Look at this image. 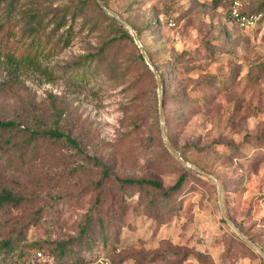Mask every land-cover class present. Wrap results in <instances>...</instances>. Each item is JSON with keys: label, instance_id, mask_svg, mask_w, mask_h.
<instances>
[{"label": "rangeland", "instance_id": "rangeland-1", "mask_svg": "<svg viewBox=\"0 0 264 264\" xmlns=\"http://www.w3.org/2000/svg\"><path fill=\"white\" fill-rule=\"evenodd\" d=\"M82 1H23L47 18L75 12L69 44L40 56L39 69L8 64L0 43V119L17 122L0 127V189L21 196L0 205V244H14L18 264L40 244L67 264L100 255L120 264H263L221 207L264 251V16L240 28L228 18L231 0H106L138 30L169 95L179 94L164 106L177 151L218 187L170 153L137 45ZM241 1L264 11V0ZM79 60L89 63L82 76L72 72ZM53 127L79 147L31 134ZM124 176L162 186L123 184Z\"/></svg>", "mask_w": 264, "mask_h": 264}, {"label": "trees", "instance_id": "trees-1", "mask_svg": "<svg viewBox=\"0 0 264 264\" xmlns=\"http://www.w3.org/2000/svg\"><path fill=\"white\" fill-rule=\"evenodd\" d=\"M23 1L24 0H0V43H2V46L6 49L5 55H6L8 64L16 65L15 67H18L20 64L25 63L29 66L35 67V69H39L40 68V66H38L39 60H37V59L40 56L45 57L49 53H52V50L55 49V47H57V44L59 42H61L60 46H65V45L69 44V41L72 38V22H73L74 17H75L74 16L75 12H71L69 14L66 12H61V13L60 12H55V13L52 12L50 14V16L47 18L48 14L45 11L39 13L36 11H29L28 7L24 8L23 7V5H24ZM89 1L94 3L98 7L100 12H103L104 14H110L108 11H106L105 9H103L100 6V4L98 3L97 0H89ZM85 2H86V0H83L82 2H80L79 7L80 8L83 7ZM103 2L105 3V5L107 7H109L106 0H103ZM249 10L250 11H262V12H264L261 9H249ZM110 15L112 17V21L114 23V26L116 27V30L119 32V35L121 37L130 38L132 41H134L133 36H132L131 32L129 31V29L126 26H124L119 20H117L112 14H110ZM228 18L230 19V21L232 23H234L236 26H238L234 22V20L230 17L229 11H228ZM68 21H69V23L67 24ZM49 24H51L52 26L49 29H47ZM65 25H68V26L59 32V29ZM130 25L133 28V30L135 31V34L137 35V37L139 38V32L136 29V27H134L132 24H130ZM238 27H240V26H238ZM55 35H57V38L55 40H53ZM11 37H16L12 40V42L16 41V43H17L14 45V49L9 48L11 46L9 44V40ZM143 48H144V46H143ZM138 50H139L138 51V57L144 63V66L146 67V69L150 73H152L154 78H155L154 72L152 71L151 67L146 63L139 47H138ZM148 57H149V55H148ZM149 59L151 60V62H153V60L150 57H149ZM88 65H89V63L87 62V60H84V61L79 60V62L74 64L75 67L72 68L74 70L72 72L80 74L82 76L83 72L86 71V69L88 68ZM154 65L157 68V71L159 73V76H160V79L162 82L163 111H164V106H165L166 101H167L169 96L172 95L173 97H175L174 101H180L179 100L180 98L178 97L179 94H176V93L169 95V93L167 92V85H166V82L164 80V77L162 76L161 72L159 71L157 65L155 63H154ZM76 69H78L79 71ZM75 71H77V72H75ZM155 82H156V78H155ZM207 84H222V82H220V80L216 81L215 78L214 79L212 78L211 80H208ZM154 86L157 88V82ZM155 106L157 108V104ZM158 116H159V114H158ZM15 125H17V122L13 119H0V127H13ZM159 126H160V124H159ZM160 132H161V129H160ZM166 132H167V135L169 137V140H170L172 146L177 151L178 149L176 148V146L174 144L172 136L168 133V130H166ZM31 134L33 136L42 134V135L54 136L56 138H62L63 137L72 145L79 147L78 142H77L75 137H72L69 133H66L62 130L55 128V127L44 129L40 132H38L36 130H32ZM183 158H185V157H183ZM185 159H187V158H185ZM95 161H99V160H97L95 158ZM102 165L104 167L103 168V175L106 176V175H108V166H107V164H104V162H102ZM185 177H186V175L184 172L179 174V176L177 177L175 182L169 188L175 189V188L179 187L183 183V181L185 180ZM118 178L120 179L121 183L127 184V185L147 183V184H151L155 187H161L162 186L160 181H158L157 179H153V178L130 177V176H124V177H118ZM20 199H21V196L15 194L10 189H7V188H1L0 189V205H3L5 203H17L20 201ZM246 237H248V236H246ZM240 240L246 246H248L249 248H252L243 239L240 238ZM2 243L3 244H0V264H3V263H5V264H18L17 260H13L9 256L12 253V251L15 249L14 244L12 242H10L9 240H5ZM3 245H4V248H3ZM58 245H59L58 246L59 248L62 247L60 243ZM37 249H40L43 252H45V254L50 258L49 264H67V262H64V260L56 258L46 248L41 246V244H40V246H36L29 254H27L25 256L24 260L21 262V264H28L30 262L31 258L34 256L35 250H37ZM252 249H254V248H252ZM23 253H24L23 251L19 252V254H23ZM96 257L97 256H94L91 258H85L84 260H80L77 263H72V264H85L87 262H90L91 260H93ZM117 263H119V262H117Z\"/></svg>", "mask_w": 264, "mask_h": 264}, {"label": "water", "instance_id": "water-1", "mask_svg": "<svg viewBox=\"0 0 264 264\" xmlns=\"http://www.w3.org/2000/svg\"><path fill=\"white\" fill-rule=\"evenodd\" d=\"M98 3L100 4V6L105 9L106 11H108L110 14H112L117 20H119L124 26H126L129 31L131 32L133 39L135 41V43L137 44V46L139 47L146 63L151 67L152 71L154 72L155 78H156V82H157V96H158V114H159V124H160V129H161V134L162 137L164 139V143L166 145V147L169 149V151L175 156V158H177L181 163H183L184 165H188L192 168H194L195 170L201 172L202 174H204L205 176H208L210 178H212L217 186L219 187V182L217 180V178L210 172L200 168L198 165H196L195 163L183 158L180 153L178 151H176L174 149V147L172 146L169 137L167 135L166 129H165V125H164V111H163V93H162V82L159 76V73L156 69V67L153 65V63L151 62V60L149 59L145 49L142 46V43L140 41V39L137 37V35L135 34V31L133 30V28L131 27V25L125 21L123 18H121L115 11L111 10L109 7H107L105 5V3L103 2V0H97ZM220 200V197H219ZM221 213L223 215V217L225 218L226 222L230 225V227L235 231V233L241 238L243 239L249 246H251L252 248H254L255 250H257L263 258V264H264V251L262 250L261 247H259L254 241H252L250 238L246 237L241 231L240 229L235 225V223L225 214L223 208L221 207Z\"/></svg>", "mask_w": 264, "mask_h": 264}, {"label": "built area", "instance_id": "built-area-1", "mask_svg": "<svg viewBox=\"0 0 264 264\" xmlns=\"http://www.w3.org/2000/svg\"><path fill=\"white\" fill-rule=\"evenodd\" d=\"M230 17L241 28H254L263 19L264 12L250 11L241 0H231L228 8ZM50 258L40 249L35 250L28 264H49ZM85 264H119L106 255H100Z\"/></svg>", "mask_w": 264, "mask_h": 264}]
</instances>
